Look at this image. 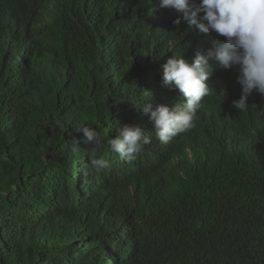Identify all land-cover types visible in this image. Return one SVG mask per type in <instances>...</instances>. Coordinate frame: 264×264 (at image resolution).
<instances>
[{
  "label": "trees",
  "instance_id": "1",
  "mask_svg": "<svg viewBox=\"0 0 264 264\" xmlns=\"http://www.w3.org/2000/svg\"><path fill=\"white\" fill-rule=\"evenodd\" d=\"M34 1L0 0V264H93L86 250L125 233L127 264H264V97L251 96L227 132L190 138V156L166 163L169 181L142 171L135 183L147 196L135 192L120 184L135 163L109 141L121 126L147 125L143 105L165 102L151 81L195 39L177 40L153 0H107L102 25L89 12L93 37L62 27L47 49L26 27ZM118 6L135 10L116 17ZM36 54L31 72L17 65ZM81 126L100 143H83ZM145 148L174 157V146ZM93 151L111 167L97 171Z\"/></svg>",
  "mask_w": 264,
  "mask_h": 264
},
{
  "label": "clouds",
  "instance_id": "2",
  "mask_svg": "<svg viewBox=\"0 0 264 264\" xmlns=\"http://www.w3.org/2000/svg\"><path fill=\"white\" fill-rule=\"evenodd\" d=\"M69 1L45 0L42 3V0H35L38 10L26 15V27L32 34L35 33L38 40H50L47 49L60 36L62 27L73 30L76 37H93L89 12L97 13L96 20L102 25L107 0H71L63 18L48 23V18ZM153 1L156 2L152 4L154 10L171 14L169 19L173 18L177 40L184 35L195 40L187 45L189 54L168 58L158 71L156 82L151 81L164 89L165 102L143 105L142 111L149 116L147 125L121 126L109 141L111 151L121 159L133 161L137 171L124 174L128 178L122 183L117 179L113 181L112 177L108 182L127 183L133 191L145 196L147 191L135 183L137 179L145 182L142 171L152 168L157 180L169 181L172 171L166 163L190 156V138L202 133L214 138L216 132H227L229 124L241 123L250 113L248 100L251 96L264 97V0ZM29 2L23 0L24 5ZM115 10L114 15L120 17L135 9L118 6ZM69 16L75 19L73 24L67 19ZM38 54L24 56L16 63L24 71L31 72ZM77 132L83 134L85 144L100 143L96 131L88 126L79 127ZM152 141L158 147L174 146V157L159 161L152 149L145 148ZM90 163L97 171L111 167L110 161L98 158L96 151L90 154ZM128 235H118L112 241L86 250L92 255L93 264H127V257L119 246L128 242Z\"/></svg>",
  "mask_w": 264,
  "mask_h": 264
}]
</instances>
